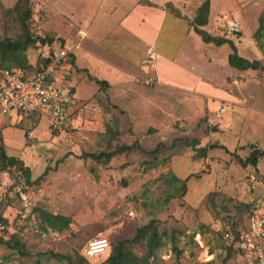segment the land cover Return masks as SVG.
<instances>
[{
  "label": "rangeland",
  "instance_id": "rangeland-1",
  "mask_svg": "<svg viewBox=\"0 0 264 264\" xmlns=\"http://www.w3.org/2000/svg\"><path fill=\"white\" fill-rule=\"evenodd\" d=\"M204 1L185 0L184 9L195 14ZM211 1L218 11L212 32L223 38V19L234 18L243 38L239 43L250 51L248 58L264 66V0ZM113 2L114 9L108 3L106 9L92 11V0H0V41L31 40L23 51L0 55V61H22L33 68L43 54L64 45L70 50L61 72L73 88L70 118L59 130L51 131L41 115L13 123L0 114V142L5 137L6 153L17 158L16 164L3 163L0 169V220L6 227L0 264H108L112 249L89 259L82 255L88 240L97 236L108 238L112 248L128 240L131 255L142 258L147 237L132 238L138 227L151 221L160 243L141 264H245L223 233L240 229L253 212L264 214V157L256 166H242L231 154L245 158L253 147L264 148V70L252 69L243 78L246 108L209 100L208 110L204 96L199 108L191 109L194 100L155 90L161 81L177 80L189 89L209 91L193 75L182 77L187 72L173 59L179 30L173 32L167 24L154 31L156 40L164 41L157 68L142 61L140 73L122 86L114 83L101 62L122 63L103 51L110 37L102 44L97 39L130 1ZM48 38L52 43H46ZM155 44L150 49L156 51L157 65L161 44ZM194 45L200 57L196 65L204 53L215 60L202 73L219 84L227 71L223 50ZM156 69L164 76L155 79ZM88 75H109L110 84L100 87ZM228 118L231 125L225 123ZM221 143L225 145L199 151ZM99 152L114 153L100 160L87 156ZM45 167L48 172L34 182ZM40 210L69 217L68 227H49ZM15 240L20 250L7 245Z\"/></svg>",
  "mask_w": 264,
  "mask_h": 264
},
{
  "label": "crops",
  "instance_id": "crops-1",
  "mask_svg": "<svg viewBox=\"0 0 264 264\" xmlns=\"http://www.w3.org/2000/svg\"><path fill=\"white\" fill-rule=\"evenodd\" d=\"M129 1H130V6L121 11L122 14L120 17L117 18V20H115L114 22L110 21V24L104 23L106 27L104 29L103 36L100 39H97L98 43L102 44L103 40L106 37H110L111 38L110 41L104 40L105 41L104 43L108 48L104 47L103 51L109 54L113 59L117 58V60L122 63L121 65L120 63H115V61H112L111 64L109 65L105 62H101L103 67L106 68V70L109 71V73H111V79H113L114 83L119 82V85H121L122 83L123 84L127 83L126 80H128V78L134 77L135 75H137L138 72L140 73L141 72L140 68L142 69L141 62L143 58H145L146 55L148 54V51L151 50L150 48L156 45L155 44L156 42L157 44H161V45H157L158 47L156 46L158 49L157 50L158 56H157V65L155 66L157 68V66L160 64L158 62H161L162 59L159 53L163 49L164 41L163 42L157 41L154 36V31L157 28H161L162 26H167L168 24L173 32L179 30L177 36V42L175 43L176 47L174 49L175 54L173 59L175 61H179L177 63L178 67H180L184 72H187L182 77L186 78L189 75H193L192 79H194L196 83L199 85L205 84L206 86H208L209 91H207L205 94L194 89H189L185 85H180V83L177 80L174 83L169 81H161L158 83V87H155V90H163L166 93H169L168 91L171 92L174 91L175 93H178L183 97L185 96V98H190L192 100L190 103H192L194 100L196 104H192L191 109L199 108L198 107L200 105L199 99L200 98L203 99L204 96L207 97V100L203 102V106L208 110H209V104H208L209 100H217V101H221L222 103L225 102L227 104L242 108L247 107L245 106L244 103L247 100L248 94L246 89V83L243 81V78H245L248 72L252 69L250 68L238 69L229 65L227 58L228 55L232 52L229 43L224 42L220 45H216L213 42H204L201 39V36L194 31L193 25L191 24V21L195 17L194 11L184 9L185 4H187L185 0H129ZM108 3L114 5L112 7L113 9L116 8V4L115 2H113V0H92V6H93L92 11L94 10L98 11L100 10V8L106 9ZM167 3L170 4L173 3L174 5L173 4L172 5L174 7L181 10V15L176 16L173 13H171L169 10H167V8L165 7ZM199 3H197V5H199ZM213 5L214 3L212 1L210 2L209 0L207 23L200 26V28L208 32L210 35L216 36L215 33L212 32L211 27L213 25L212 19L215 17V14L218 11L214 9ZM179 6L180 8H178ZM103 14L104 13H102V15ZM103 16L105 17V14ZM224 19L222 23L223 32L221 35H223V38L229 39L233 42L236 48V52L239 56L251 60L248 58L247 55L250 52L249 49H247L246 46L243 47L242 44L239 43V41L243 39L242 36L240 35L241 32L234 38H228L224 35ZM190 41H192L193 43L192 46H190ZM194 42L197 45H201V46L203 45L211 46L212 44L213 46H216L217 48L223 50L222 63L224 67L227 69V71L221 76L219 84L213 85L211 83L212 81L210 79H207V76L202 73V70H206L214 66L215 60L211 59V57L209 58V56L204 53L203 56L201 57L202 58L201 65L200 64L196 65V59H200V57L199 55H197L198 50L195 49L196 47L194 45ZM128 43L131 44L130 47L126 46L128 45ZM146 44H150L148 49H146L145 46ZM159 48L161 50H159ZM68 50L70 49L68 48ZM134 55L135 57L133 59ZM254 60H258V59H254ZM129 62L131 64H129ZM84 68L86 70L88 69L87 67ZM194 69H196L195 73H194ZM156 70L158 71L155 72L154 78L155 77L158 78L159 76L161 78V76L162 77L164 76V73L160 72V69H156ZM107 76L109 77V75ZM94 77L98 78L97 76ZM108 77L107 78L102 77L98 79L106 80L107 83L110 84ZM177 77L178 76H176V78ZM225 123H227V125H231L232 123L231 119L228 118L225 121ZM3 144L5 146H8L5 137H3ZM218 145L223 146L225 144L221 143Z\"/></svg>",
  "mask_w": 264,
  "mask_h": 264
},
{
  "label": "built area",
  "instance_id": "built-area-1",
  "mask_svg": "<svg viewBox=\"0 0 264 264\" xmlns=\"http://www.w3.org/2000/svg\"><path fill=\"white\" fill-rule=\"evenodd\" d=\"M241 31L238 22L231 17L224 19V35L236 37ZM69 50L60 45L56 50L43 54L50 61L39 67L0 66V114L13 123L22 117L41 115L46 117L51 131L63 128L69 118L68 106L72 102L73 88L68 84L63 63ZM156 51L150 50L143 64L154 69ZM60 72V73H58ZM152 78L146 79L150 83ZM5 225L0 220V238L5 236ZM228 232L224 237H229ZM264 214L253 212L247 221V228L237 234L236 246L244 257L245 264H264ZM108 238L97 236L86 243L82 255L89 259L109 251Z\"/></svg>",
  "mask_w": 264,
  "mask_h": 264
},
{
  "label": "trees",
  "instance_id": "trees-1",
  "mask_svg": "<svg viewBox=\"0 0 264 264\" xmlns=\"http://www.w3.org/2000/svg\"><path fill=\"white\" fill-rule=\"evenodd\" d=\"M165 7L169 8L170 12L173 13L176 16H180L179 11L177 8H175L172 4L167 3ZM209 10V0H205L197 9V12L195 13V17L191 21V24L193 25V29L195 32H197L201 39L204 42H213L216 45H220L224 42L229 43L232 52L228 55V63L232 67L238 68V69H263L264 66L260 64L258 60H248L244 57H241L237 54L235 45L233 42L229 39L220 38L217 36H212L205 30L201 29L200 26L207 23V15ZM260 28V26H259ZM258 28V29H259ZM31 40H27L26 42L21 41H0V55H4L6 53H12L17 50L23 51L26 49L28 43ZM43 42H45L44 39H42ZM46 43H52V39L46 40ZM72 60V59H71ZM50 61V58H44L41 57V62L37 67L41 65H45ZM0 66L2 67H21V68H30V66H27V64H23L22 61L18 62V65H10L9 63L5 62L3 59L0 61ZM88 77L93 80L96 84H98L100 87L107 86L108 83L106 80L98 79L94 76L88 75ZM130 146H122L121 150L128 149ZM214 147H223L218 144H210L207 147L200 148L199 151L205 153V150L207 148H214ZM157 148H155L153 151H156ZM114 152H99V153H89L87 156L93 157L97 160H100L103 157H111ZM232 156L237 158L242 166H246L248 164L252 166H256L257 161L259 158L264 157V148H258L253 147L249 154L245 158H239L236 153L231 152ZM204 155V154H203ZM4 165H14L17 163V158L15 156L8 155L4 149V146L2 144V141L0 142V169L3 168ZM25 167V166H24ZM26 171L29 168H24ZM48 172V167H45L44 171L34 180V182L39 181L42 179V177ZM42 220L51 228L56 230H62L66 227H68L70 223V218L61 214H51L47 211L40 210ZM248 221V220H247ZM153 221L149 222L148 224H145L143 226H140L136 229V232L133 236V241H139L144 237H147L146 239V253L144 257H136L131 255L129 249L126 247V243L128 240H121L117 242L113 248L112 244L109 249V251L112 249V252L109 256H107V262L108 264H141L144 260H148L151 256L154 255L155 249L158 247L160 243V235L156 229V227L153 225ZM247 228V222L243 224V226L238 230L226 231L230 234L229 237V245L235 248L238 252V248L236 246L237 242V234L240 230ZM225 233V232H224ZM223 233V237H224ZM226 238V237H224ZM7 245L13 248H18L19 250L22 248L21 244L18 241H11L7 242ZM108 251V252H109ZM59 258H66L70 259L69 256H65L62 254H55Z\"/></svg>",
  "mask_w": 264,
  "mask_h": 264
}]
</instances>
